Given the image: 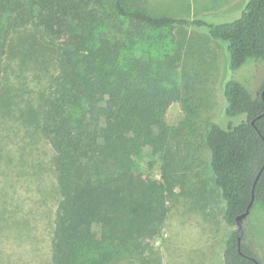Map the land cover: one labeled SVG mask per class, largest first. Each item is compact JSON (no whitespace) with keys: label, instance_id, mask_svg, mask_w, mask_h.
Segmentation results:
<instances>
[{"label":"trees","instance_id":"trees-1","mask_svg":"<svg viewBox=\"0 0 264 264\" xmlns=\"http://www.w3.org/2000/svg\"><path fill=\"white\" fill-rule=\"evenodd\" d=\"M145 3L0 0V88L14 29L30 23L55 47L56 74L42 111L60 191L53 264H153L146 249L162 233L165 196L133 158L154 141L153 126L163 124L167 105L180 96V56L163 50L166 29L225 44L232 71L264 62V0H247L237 18L221 23L152 15ZM222 95L223 121L210 125L205 143L225 220L235 226L223 264H261L236 217L251 200L264 203V78L256 96L232 78Z\"/></svg>","mask_w":264,"mask_h":264},{"label":"rangeland","instance_id":"rangeland-1","mask_svg":"<svg viewBox=\"0 0 264 264\" xmlns=\"http://www.w3.org/2000/svg\"><path fill=\"white\" fill-rule=\"evenodd\" d=\"M246 2L146 0L145 5L156 16L221 23L237 18ZM162 46L179 52L175 79L181 88L179 98L167 105L163 124L153 126L154 141L143 143L133 158L143 176L161 185L167 208L162 233L149 242L147 257L153 264H223L225 240L235 226L224 217L205 135L211 124L223 121L222 84L239 79L256 96L264 62L249 60L232 71L225 44L189 29H166ZM55 74L52 43L30 23L14 29L0 88V264H53L60 191L42 111ZM243 222L264 264V203H254Z\"/></svg>","mask_w":264,"mask_h":264},{"label":"water","instance_id":"water-1","mask_svg":"<svg viewBox=\"0 0 264 264\" xmlns=\"http://www.w3.org/2000/svg\"><path fill=\"white\" fill-rule=\"evenodd\" d=\"M252 205H253V200L250 201V203L248 204L247 209L245 210V212L242 213V214H240V215H238V216L236 217L237 228H238L241 232H243V220H244V218L249 214V212H250V208H251ZM239 240H240V238H239Z\"/></svg>","mask_w":264,"mask_h":264}]
</instances>
